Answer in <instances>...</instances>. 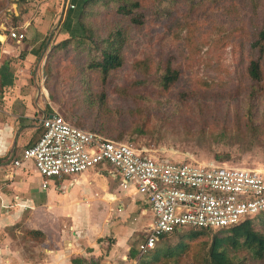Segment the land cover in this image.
I'll return each instance as SVG.
<instances>
[{"label": "rangeland", "instance_id": "rangeland-1", "mask_svg": "<svg viewBox=\"0 0 264 264\" xmlns=\"http://www.w3.org/2000/svg\"><path fill=\"white\" fill-rule=\"evenodd\" d=\"M142 1L143 23L138 28L128 29L122 48L123 67L110 73L104 82L96 72L83 69L84 54H75L74 46L54 56L47 83H43L47 86L54 114L87 130L95 123L104 134L101 137L130 144L155 158L201 164L213 161L214 154L227 153L228 161L219 164L264 173V139L255 140L253 132L245 128L249 118L264 125V84L263 88L255 87L257 90L249 96L246 91L251 85L243 79L244 66L250 56L245 44L254 27L253 16L245 4L240 0H215L218 2L198 4L197 9L185 14V5L179 2L165 17L155 0ZM79 2L0 0V34L9 38L10 32H18L23 25L34 27L50 21L48 36L43 41L48 44L44 46L46 54L49 47L57 43L50 44L54 25L61 20L70 3L78 5ZM185 23L193 25L192 33H186ZM166 57L178 74L177 82L166 95L175 101L171 110L154 108L160 96L153 87L139 89L138 97L119 96V87L138 77L137 70L133 69L135 61L145 59L153 68ZM42 67L44 82L47 76L44 59ZM84 88L90 93L101 91L107 108L116 112L96 115L94 109L85 108L80 101ZM169 119L172 122H168ZM50 181L55 179L46 180L48 187ZM33 183L39 186L38 180ZM128 198L135 199V196ZM146 229L140 228L128 243L134 252ZM19 230L16 244H26L34 238L27 230ZM188 232V228H182L181 233L168 234L156 243V247L172 248L183 241L181 237ZM211 235L207 232L194 240L185 239L189 254L182 256L177 264L203 263ZM129 260L124 262L117 258V264H132ZM131 260L136 263V258Z\"/></svg>", "mask_w": 264, "mask_h": 264}, {"label": "crops", "instance_id": "crops-1", "mask_svg": "<svg viewBox=\"0 0 264 264\" xmlns=\"http://www.w3.org/2000/svg\"><path fill=\"white\" fill-rule=\"evenodd\" d=\"M62 18L52 29L50 44L68 37ZM50 24L27 30L23 25L21 42L0 34V263L70 264L72 257H80L100 264L130 259L134 264L128 243L149 226L151 217L144 199L128 198L106 165L53 178L41 188L31 161L11 164L38 139L40 120L55 112L41 79L48 46L41 44ZM20 228L41 236L18 243Z\"/></svg>", "mask_w": 264, "mask_h": 264}, {"label": "built area", "instance_id": "built-area-1", "mask_svg": "<svg viewBox=\"0 0 264 264\" xmlns=\"http://www.w3.org/2000/svg\"><path fill=\"white\" fill-rule=\"evenodd\" d=\"M9 38L20 42L24 35L13 31ZM40 127L38 139L22 149L12 166L31 161L45 188L49 178L106 165L124 193L140 195L147 205L151 222L135 245L139 256L182 228H226L264 211V173L260 170L155 158L130 144L75 127L58 114L43 117Z\"/></svg>", "mask_w": 264, "mask_h": 264}, {"label": "trees", "instance_id": "trees-1", "mask_svg": "<svg viewBox=\"0 0 264 264\" xmlns=\"http://www.w3.org/2000/svg\"><path fill=\"white\" fill-rule=\"evenodd\" d=\"M78 5L67 7L62 18V28L68 37L51 45L44 57L46 85L49 66L54 60V56L62 51H68L70 47L75 54L82 56L83 69L89 73L96 72L100 80L104 82L107 76L119 71L124 64L122 48L126 43V34L129 28H138L143 23L144 1L142 0H79ZM160 6L163 16L167 17L168 10L176 7L182 2L185 14L190 10H195L198 4L217 3L215 0H155ZM215 1V2H209ZM209 2V3H207ZM235 2V1H233ZM247 7L248 12L253 16L254 27L247 36L246 49L250 52L244 70L243 79L251 85L246 93L253 95L255 87L263 88L264 84V0H240ZM75 11V12H73ZM156 14L158 11L155 10ZM186 33L190 34L194 28L192 24L183 25ZM32 27H27L30 29ZM24 39V38H23ZM21 42V41H20ZM76 44V45H75ZM42 46L44 44H41ZM41 46V47H42ZM171 60L168 57L161 62L158 61L153 68L150 67L145 59L135 61L133 69L137 70L138 77L127 81L126 86L119 87L120 97L132 95L138 97L136 92L139 89L153 87L159 94L154 108L165 111L171 110L172 99L166 98L167 92L177 82V70L173 69ZM47 87V86H45ZM47 89V88H45ZM264 89V88H263ZM50 92V91H49ZM94 93V92H93ZM90 93L86 88L81 93L82 103L88 109H94L96 115L114 114L116 110L108 109L103 100L101 91ZM49 96V94H48ZM95 97V98H94ZM50 98V97H49ZM169 100V101H168ZM150 103H154L150 101ZM169 115H172V111ZM168 122H172L171 119ZM247 129L253 132L255 140L264 139V125L254 123L249 118ZM99 136L104 135L101 130L92 123L87 129L80 128ZM113 141V140H112ZM120 142V141H116ZM213 162L228 161L227 153L213 155ZM181 237L172 248H155L145 255H137L133 250L129 251L131 258H136L135 264H177L182 256H187L188 245L185 239L194 240L195 237L211 232V239L206 251V257L201 264H264V211L243 221L226 228L215 230L210 229H191ZM181 233V232H179ZM29 235H40L37 232L27 231ZM41 236V235H40ZM70 264H100L98 261L85 260L80 257H72ZM190 264H193L190 262Z\"/></svg>", "mask_w": 264, "mask_h": 264}, {"label": "water", "instance_id": "water-1", "mask_svg": "<svg viewBox=\"0 0 264 264\" xmlns=\"http://www.w3.org/2000/svg\"><path fill=\"white\" fill-rule=\"evenodd\" d=\"M41 73H42V76L45 75L43 67L41 69Z\"/></svg>", "mask_w": 264, "mask_h": 264}]
</instances>
